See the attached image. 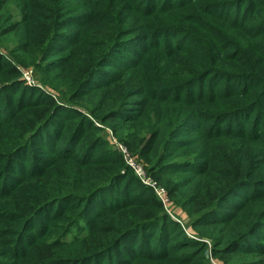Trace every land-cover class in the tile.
Listing matches in <instances>:
<instances>
[{
  "label": "trees",
  "instance_id": "16d2710c",
  "mask_svg": "<svg viewBox=\"0 0 264 264\" xmlns=\"http://www.w3.org/2000/svg\"><path fill=\"white\" fill-rule=\"evenodd\" d=\"M147 1L0 0V38L18 36L11 54L21 52L19 65L42 74L40 88L29 91L0 52V96L19 98L16 107L0 104V134L9 128L0 135V264H104L112 249L139 237L144 251L122 264H264L257 258L264 255V0H149L155 9L143 8ZM226 7L237 12L230 17ZM125 50L137 56L117 69ZM204 81L207 93L167 91ZM54 94L76 101L75 113L66 114ZM131 96L133 114L123 106ZM86 111L108 124V141L115 134L149 165L145 172L160 179L175 212L190 222L186 230L163 204L161 212L150 208V199L99 207L105 185L129 166L121 150L87 160L75 155L82 139H101L105 130L82 120L65 137L67 119ZM16 119L25 121L11 123ZM236 119L253 129L235 126ZM51 137L64 153L55 161L36 158L30 141ZM34 165L45 172L37 175L41 186L23 191L34 184ZM81 218L87 224L76 222ZM38 221L51 227L50 237L78 226L85 232L51 241L45 230L31 233Z\"/></svg>",
  "mask_w": 264,
  "mask_h": 264
},
{
  "label": "rangeland",
  "instance_id": "374dc122",
  "mask_svg": "<svg viewBox=\"0 0 264 264\" xmlns=\"http://www.w3.org/2000/svg\"><path fill=\"white\" fill-rule=\"evenodd\" d=\"M150 1L148 0L142 7L146 8V6L148 5L147 6L148 8L155 9L156 6L155 5H151ZM142 3L143 2H140V5ZM241 6L243 7V8H241V11H242L241 14H242V16H244V15L247 14V11L245 9L246 6L242 5V4H241ZM236 9L237 8H234V7L233 8L226 7V8H222V11H225L224 13H226V15L229 14V16L232 17L233 14L237 12ZM234 10H236V11L233 12ZM242 19L243 18L240 16V21ZM39 21L40 22L34 24L37 28H40V26H41L42 16L39 17ZM184 38L185 37H182L180 35L178 36V40L179 41H180V39H184ZM1 40H3L4 42L0 43V52H3L7 56V59H8V64L7 65L8 66L9 65H16V67L18 69H20V73L22 75V76H17L18 74H16L13 77L14 78L16 77L17 79L25 80L24 83H25V85L28 84L27 87H29V91H31L33 88L39 89L40 85L38 84V81H39V78L42 77V74L41 73H37L36 69L33 66H28V67L24 68L23 65H19L17 59H22V60L24 59V57L21 55V52H17L15 54V56L11 54L12 50H14V49L19 47L18 36L8 35L7 39L3 37V38H0V41ZM182 42L184 43V41H182ZM125 51H126V53H129L125 57L126 58L124 60L125 65L119 66L117 69H124L125 66H126V63L130 62L129 58H135L137 56V54L135 56H133V55L131 56L132 52L129 51V50H125ZM112 69L115 70V71H119L115 67H113ZM104 79H109V76L108 75L105 76ZM104 79L100 82L101 85L104 84V81H105ZM232 81L235 82V81H237V79L232 80ZM237 86H239V84ZM188 89L190 91H192L194 94L207 93L209 91L208 87L205 85V81L203 82L202 85H200L199 82L191 83V84L188 85L187 88H181L179 90L178 89H174V88H170V89H167V91L171 90L170 93H179V94L186 95L187 92H188ZM7 96H10L11 100H7L6 101V97ZM53 96L55 97V99H57L59 101V98H60L59 94H57V95L54 94ZM88 97L90 98V96H88ZM29 99H30V97H28V100ZM81 101H86V100L82 99ZM17 102H19V98L17 97V95L13 94L11 91H10V93H6V94L2 93V95L0 96V104L3 106V108H1V109H6V108L11 107V106L16 107V106H18ZM75 102L76 101H73L72 104H71L68 100H66V102H65L64 100L60 99L59 104H62V105L65 106L64 111H65L66 114H68V113H75V112L71 111V108L78 107ZM25 104H26V101H24V105ZM116 104H118V103H114V105H116ZM85 106L88 107V104H86ZM123 106H125V109L129 110L131 112V114H133L134 113L133 110H135L136 107H137V100H135V98H133V96H131L129 98V100H128V104L123 105ZM19 109H20V107H17L16 110L13 111V112L15 113ZM263 109H264V107H263ZM120 113H127V112L126 111H120ZM0 115L2 116L1 112H0ZM245 116H246V113H245ZM25 117H27V115H25ZM3 119H5L4 123H8L9 119L6 120L5 116H4ZM16 120H14L11 123H23L25 121V119L17 120V121ZM82 120H85L84 124H86V126L90 125L91 123H94L96 126L97 125L98 126H103V127L105 126V130L106 131L104 130L102 132L103 136H102L101 139H99V136H96L89 143L86 142L85 138L82 139L80 141V144L78 145V151H77V154H75L76 156L82 157L83 160H87V159H95L97 157H114V156H116L117 153H120L122 151L121 155H122V157L124 159V162H125V164H128V166H129L126 169L122 170V173H121V175L118 178H115L113 181H109L105 185L106 188L101 192L100 196L97 199L99 201V204H100L99 207H102V206L106 205V202L109 205L120 206L122 203H126L130 199L131 200L132 199H136V198L150 199V202H149V204L151 206L150 208H152L154 211L161 212L162 209L158 210V203L163 204V207L165 208L164 209L165 212L168 215H170L171 218L174 221L179 222L181 224V226L183 227V229L186 230L188 228L190 222L183 221L182 217L175 212V207L171 203V197H170V194H169L168 190L164 188L166 190V197L162 198V197H160L158 195L156 189L153 186L150 187L149 185H147V186L150 187L149 190H147L146 185L142 183L144 181L142 180L141 175L137 172V170H141V168H142V171H143L142 174L145 177L151 178L152 181H154L156 183H157V180L160 182V179L154 173L151 174V172L149 170H147L145 172L144 169L146 167L148 169L149 165L148 164H144L142 160H140L139 162L137 160H135V158L133 157V153L134 152L128 149L131 152L130 153L127 150V148H126L127 146L123 145L120 142L119 138L115 134H111L110 135L111 138L113 139V141L110 142V141L107 140V136H108L107 129L109 128V126H107L108 124L107 125H103L101 122L95 120V118L88 111H86V114H84V115H81L79 113V114H75L73 116H70L67 119L66 126H65L66 131L64 133V136L68 137L69 133L72 132V130H73V125H75L78 122H81ZM237 121H238L237 119L234 121L235 126L243 125V124H238ZM261 122L264 123V118L262 119ZM188 127H189V123H187L184 126V129H182V130H185ZM243 127H246L248 129H253L254 125H251V124L243 125ZM8 129L9 128L5 129L0 135L5 136V133H6V131ZM198 129L199 128H196L195 130L197 131ZM82 131H85V130L83 129ZM82 131H81V133H82ZM80 137H81V135L78 136V139ZM5 139H6V137L0 138V142H3ZM30 142H31V145L33 144V146L36 147L35 150L31 151L32 153H34V156L36 158H43L44 155H47V156H49L50 158H52L54 160L57 155L64 153L63 148H61L62 142L59 143V146H55L54 145V138H52V137L46 143L43 140L39 141L40 142L39 144L35 143V142H37L36 140H32ZM45 144L47 145L46 148L44 147ZM134 155H135V153H134ZM28 158H33V156L31 155V157H28ZM185 159L186 160H191L192 158H185ZM131 162H133L134 165H131L130 164ZM29 163H30L29 164V167H30L32 165L33 161H31ZM37 167L38 166L34 165V166H32L31 168L28 169V171H33L34 170V172H33L34 174H33V176H31L33 178L30 180V182L34 183V184L29 185L27 188L23 189V191H25L26 189H31L32 187H35V186H41V181L37 180V178H38L37 175H43L45 172L44 171L39 172V171H41V168H37ZM36 168H37V170H35ZM129 169L133 171V173H134V175L136 177L132 176L133 174L131 172H130L131 173L130 175H126L125 174ZM68 172L71 174V177H72L73 172L71 170H68ZM147 173L150 174L151 176H149ZM132 177L134 178L133 180H132ZM45 179H46L45 177L42 178V181L44 182ZM255 181H258V182H255ZM259 181H261V180L256 179V180H254V181L252 180L250 182L258 184ZM10 182L11 181H9L8 183H10ZM139 185H141V186H139ZM249 186L254 187L252 184L249 185ZM251 187L250 188H246L244 192H243V190H242L243 188H242L240 190V192H239V195L241 196L242 192L243 193L250 192L252 190ZM261 187L264 190V183L262 184ZM156 203H157V205H155ZM96 208H98V206H96ZM141 209H143V208H141ZM63 211L65 212L66 209H63ZM76 222L79 225H85V224H87L88 221H87L86 218H81V219H76ZM41 223H43V222H39L38 221V222H36L34 227H31L30 231H31V233L33 234L34 237H38L37 233L38 234L42 233V231L45 230L41 226ZM51 223L52 222L44 224V225H50ZM33 224L34 223L31 222V225H33ZM50 228L46 229L45 233H46V236L49 237V240H51V241H58V240L61 239V241L66 242L68 239L73 238L77 233L78 234H83L85 232L84 229H81V227L78 226V227H74L73 229H71L69 231V234L67 232H65V234H63L62 236L53 235L52 237H50ZM189 235H190V238H193L195 240L199 239V237L194 236L191 233ZM139 238H141V237H139ZM139 238H134L133 240H131V241L127 242V243H124L122 246H120L118 248H115V249H112L113 251L111 252V254L113 256L110 259H105L104 264H122V262H126L127 263V262L132 261L133 257L140 256V254L144 250L141 249L139 247V245L137 244V241H138ZM139 240L142 241V239H139ZM209 241L210 242L208 244H209V246H211L212 242H211V240H209ZM111 248H114V246H111ZM108 249H110V248H108ZM148 251H150V249H148ZM208 251L210 252V250H208ZM254 257L255 256L251 255V258H249V260L253 259ZM260 257L264 259V255L263 256H257V258H260ZM209 259L211 260V258H209Z\"/></svg>",
  "mask_w": 264,
  "mask_h": 264
},
{
  "label": "built area",
  "instance_id": "2783aa9c",
  "mask_svg": "<svg viewBox=\"0 0 264 264\" xmlns=\"http://www.w3.org/2000/svg\"><path fill=\"white\" fill-rule=\"evenodd\" d=\"M130 164H131V165H134L133 162H131ZM140 168H141V167H140ZM136 170H137V169H136ZM137 172L141 175V178H142V180L144 181L145 184L150 185L151 187L153 186V187L156 189V191H157V193H158V195H159L160 197H162V198L166 197V190L164 189V187H162V186H160L158 183L152 181L151 178H149V177H145V176L142 174V173H143L142 168H141V170H137ZM215 264H216V263H215Z\"/></svg>",
  "mask_w": 264,
  "mask_h": 264
},
{
  "label": "water",
  "instance_id": "95a60500",
  "mask_svg": "<svg viewBox=\"0 0 264 264\" xmlns=\"http://www.w3.org/2000/svg\"><path fill=\"white\" fill-rule=\"evenodd\" d=\"M207 256H209V254H207Z\"/></svg>",
  "mask_w": 264,
  "mask_h": 264
}]
</instances>
